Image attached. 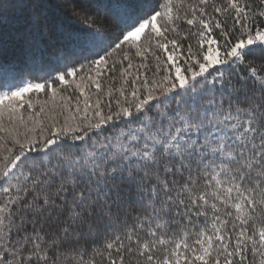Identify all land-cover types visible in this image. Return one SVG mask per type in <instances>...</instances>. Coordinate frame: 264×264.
<instances>
[{
  "label": "snow or ice",
  "instance_id": "1",
  "mask_svg": "<svg viewBox=\"0 0 264 264\" xmlns=\"http://www.w3.org/2000/svg\"><path fill=\"white\" fill-rule=\"evenodd\" d=\"M174 4L187 7L191 18L174 16ZM113 8L123 25L114 40L109 42L99 28L83 36L60 32L64 43L85 45L94 58L78 68L66 65L67 71L43 82L21 81L0 90V116L7 111L9 119L15 120L25 104L29 110L33 108L31 99L26 100L29 94L47 91L55 97L59 86L69 85L67 78L75 79L77 73L87 71L92 86L100 90L101 84L92 76L93 69L107 66L112 53L125 48H135L137 56L154 49L157 63L152 78L145 77L139 84V77L133 79L129 91L122 84L115 89L118 97H112L109 91L107 104L101 96H96L95 103L86 98L83 109L77 104L59 127L54 122L50 131L41 127L38 139L15 140L20 152L7 149L11 158L5 157L0 179L11 178L18 162L25 159L26 146L29 151L49 154L62 145L61 138L83 140L85 129H100L133 115L143 117L142 127L130 134L126 143L90 152L83 162L57 153V162L46 169L47 178L22 174L23 180L17 176L16 183L5 187L3 191L9 195L0 204V243L11 242V259L5 257L3 264H63L62 253H51L58 246V236L48 239L39 230L21 231L29 213L42 214L64 206L57 205L46 191L37 192L27 202L22 195L36 187L50 186L57 176L60 182L53 196L63 200L60 194L68 192L66 185L73 189L69 205L72 223L83 221L85 213L111 219L113 210L118 213L122 208L119 191L124 186L135 187L146 201V214L138 216L134 226L106 241L103 249L95 250V255L108 258L109 264H250L249 254L251 264H264V211H258L264 209V0H258L255 6L253 0H193L191 4L187 0H163L158 7L116 0ZM215 14L230 17L231 23ZM180 19L188 25H200L190 33L197 37L198 46L190 44L185 49L179 40L169 38V32H178L176 21ZM4 26L5 18L0 13V52L5 46ZM30 28H47L38 11L32 14ZM217 30L218 37L214 35ZM22 39L32 46L38 43L32 31ZM106 43L107 47H103ZM100 51L104 54L100 55ZM60 59L66 57L62 55ZM123 59L130 60L127 52ZM231 66H243L247 75L235 81L227 71ZM128 67H132L131 62ZM250 79L254 82L252 89L247 86ZM208 85H212L213 93L218 91L229 98L227 107L223 100L218 103L214 95L205 97ZM75 88L85 95L80 83ZM189 95L194 103L186 106L185 97ZM177 96L180 100L173 111L160 112V104H168ZM201 100L198 107L195 101ZM153 102L162 117L160 121L148 115L154 109ZM64 111L69 109L65 107ZM81 111L83 116L79 115ZM43 112L41 108L36 115ZM20 119L23 122V117ZM37 143L39 147L34 146ZM201 177L207 188L196 192ZM112 190L117 192L115 197ZM231 209H235V216ZM163 216H170V223L162 222ZM176 216L196 229L194 235L181 229L183 235L173 238L176 229L170 225L177 223ZM194 218H203L204 223ZM13 230L17 237L12 236ZM69 230L70 224L65 222L60 233L66 236ZM76 264L93 262L81 259Z\"/></svg>",
  "mask_w": 264,
  "mask_h": 264
},
{
  "label": "trees",
  "instance_id": "2",
  "mask_svg": "<svg viewBox=\"0 0 264 264\" xmlns=\"http://www.w3.org/2000/svg\"><path fill=\"white\" fill-rule=\"evenodd\" d=\"M133 2H143L158 7L163 0H133ZM187 2L191 4L193 0H187ZM115 3L116 0H0V13L5 18V26L3 28L5 46L3 51L0 52V90H6L8 86L15 85L21 81L43 82L48 80L49 76H55L60 71H67L66 65H75L78 68L81 64H86L88 59H93L94 53H90L87 50V46L68 45L59 38V34L64 32L83 36L99 28L106 37L110 38L109 42L114 40L123 27L122 21L115 14L113 8ZM253 3L254 6L257 5L258 0H253ZM209 10H211L210 7ZM37 11L47 23V28L44 30L30 28L32 14ZM177 14L191 18V12L188 11L187 7L174 4V16ZM215 15H218L221 20L227 19L228 23H231L230 17H225L223 14ZM176 24L179 25V30L176 33L169 32V38L179 40L185 49L190 44L194 47L198 46L197 37L190 35V33L196 32L200 25L198 23L188 25L184 19L177 20ZM29 31L36 35V40L38 41L36 46H32L27 40L22 39ZM185 35H187V38H184ZM214 35L218 37L219 31L217 30ZM103 47H107V43ZM153 50H149L141 56L135 54V48L130 50L125 48L123 51L113 52L107 66L101 65L99 70L93 69L92 71L95 81L101 84L100 90L92 86L91 81L88 79L87 71H85L77 73L75 79L67 78L69 79V85H60L55 97L47 91L39 94L35 92L29 94L26 100L31 99L33 108L29 110L27 104H25L24 108L16 113L15 120H10L8 112L5 111L4 115L0 116V170L3 169V165L6 162L5 157L11 158L7 149H13V153L20 152L15 140L18 139L24 142L26 137L38 139L41 127L50 131V127L54 122L59 127L64 123L65 116H70L76 110L77 104H79L80 109H83L86 98H90L91 102L95 103L96 96H101L105 104H107L109 91H111L112 97H118L119 93L115 89L120 88L122 84L125 91H129L130 82L133 79L139 77L137 79L138 84L145 77L150 80L157 63ZM96 51H99V49ZM125 52L128 53L130 60L123 59ZM103 54V51H100V55ZM62 55L66 59H60ZM160 55L163 56V53L161 52ZM129 62H131V68L128 67ZM113 67L115 70L109 71ZM227 71L233 74L235 81L247 75V71L243 66H231ZM81 76L84 77L83 81L80 79ZM76 83L81 84V88L85 91L84 96H81L80 90L75 88ZM57 84H59L58 81ZM247 86L252 89L254 82L251 79L248 80ZM211 88L212 85H208L205 90V97L214 95L218 103L223 100L224 106L227 107L229 98L227 96L222 97L218 91L213 93ZM61 97L65 98L62 99ZM178 100H180L179 96L168 104H160V112L173 111L177 106ZM184 102L186 106L194 103L191 95L185 97ZM195 103L199 107L203 101H195ZM241 103H243L242 100ZM153 104L154 109L148 115L154 116L157 121H160L162 117L155 110V102ZM65 107L69 111H64ZM41 108L44 109V112L37 116L36 113ZM112 110H116L114 102L112 103ZM104 112L108 113L107 107L104 108ZM133 112H135L134 109ZM79 115L83 116V111ZM21 117H23V122H21ZM142 119V116L137 118L133 115L130 118L116 120L102 126L100 129H85L84 131L87 133L85 139L75 142L61 138L63 141L62 145L59 148H54V151L49 154L29 151L26 146L24 150L25 159L23 162H18L17 167L13 169L11 178L0 179V204L9 195L4 193L3 189L8 187L9 184L16 183L17 176L21 180H23L22 174H30L33 178L37 176H41V179L47 178L46 169L51 168L57 162V153L83 162L90 152L99 153L108 149H115L117 144L126 143L129 135L136 133V130L142 127ZM37 121L40 123H36ZM30 129H34V131H29ZM48 131L45 132V135L48 134ZM81 134L76 133V135ZM193 136L195 137V134ZM34 146L39 147V144L37 143ZM60 164L64 168L65 173H67L68 169L63 159L60 160ZM195 167L196 165L194 164L193 168ZM208 171L211 172V169H208ZM203 179L204 177H201L199 185L195 187L196 192L206 190L207 186L203 183ZM208 179L210 180V176ZM59 182L60 177L57 176L53 179L50 186L44 188L36 187L34 190L22 193L25 197V202H27L37 192L46 191L56 200L57 205L64 206L45 211L42 214L29 213L22 223L21 231L27 230L31 232L33 229L39 230L48 239L58 236V246L53 248L51 253L53 256L62 253L61 260L63 264H76V261L81 259L84 261L91 260L93 264H109L108 258L95 255V250L103 249L106 241L117 234L123 233L129 226H134L137 222V217L146 214L144 207L146 201H142L140 193L135 187L124 186L119 191L123 201L122 208L118 213L114 209L111 219L101 217L98 213H85L83 221L77 220L72 223L69 221V205L72 203L71 193L73 189L71 185H66L68 192L60 194V196L64 197L63 200L59 196H53L52 194L56 192ZM180 182L182 183L183 180L181 179ZM212 183L214 185L215 182L213 181ZM12 194L15 193L13 192ZM111 194L115 197L117 195L116 190H112ZM231 211H233L235 216V209H231ZM258 211H264V209H258ZM170 219V216H163L162 222L170 223ZM175 219L177 223L170 225L176 229L173 238H179L183 235L181 229L194 235L196 229L191 224H188L180 216H176ZM194 219H197L201 224L204 223L203 218ZM229 219H233V222L239 224V221H235L234 218ZM17 220L19 223V214ZM65 222L70 224V230L66 236L60 233V229ZM261 222V219L257 218L256 223L260 224ZM250 224L248 225L249 227ZM12 236L17 237L15 230H13ZM10 249V241L0 243V264H3L5 257L9 260L11 259ZM113 258H115V252H113ZM251 260L252 256L249 254L250 264Z\"/></svg>",
  "mask_w": 264,
  "mask_h": 264
}]
</instances>
